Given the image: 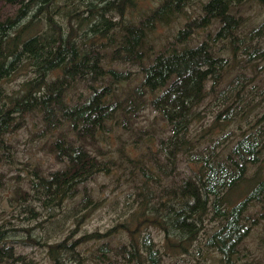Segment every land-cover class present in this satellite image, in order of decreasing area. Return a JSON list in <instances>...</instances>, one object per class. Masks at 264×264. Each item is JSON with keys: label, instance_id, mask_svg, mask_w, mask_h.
Instances as JSON below:
<instances>
[{"label": "trees", "instance_id": "trees-1", "mask_svg": "<svg viewBox=\"0 0 264 264\" xmlns=\"http://www.w3.org/2000/svg\"><path fill=\"white\" fill-rule=\"evenodd\" d=\"M4 1L17 8L0 13V161H14L6 137L34 116L33 135L61 165L34 166L30 191L17 185L10 199L27 221L41 214L36 201L51 228L71 223L62 238L30 244L46 247L50 264H207L213 255L235 264L264 219V18L250 12L264 0H159L141 12L139 0ZM176 20L157 45V27ZM148 109L157 132L156 119L139 123ZM113 170L130 188L127 218L81 233L102 202L89 182ZM2 226L0 264H33L8 240L15 228Z\"/></svg>", "mask_w": 264, "mask_h": 264}, {"label": "rangeland", "instance_id": "rangeland-1", "mask_svg": "<svg viewBox=\"0 0 264 264\" xmlns=\"http://www.w3.org/2000/svg\"><path fill=\"white\" fill-rule=\"evenodd\" d=\"M159 0H139L136 11L141 12L142 9H146L148 6L155 5ZM17 6L11 5L4 0H0V13L1 16L12 15L16 10ZM191 8L188 9V16L194 15L190 12ZM250 12L258 21L264 18V10L258 8L250 9ZM249 12V13H250ZM180 22L186 20V17H180ZM176 21H173L168 26L159 25L153 36L157 45L166 42L170 37V33L176 30L180 26ZM41 26V25H40ZM200 36V35H199ZM120 68H127L131 71L138 72V66L132 65H120ZM20 78H18L19 81ZM17 79L9 83V87L15 86ZM153 119V126L156 132L159 131V127L162 126V122L158 117L155 116V112L151 110L144 111V114L139 118L140 124L148 126ZM40 128L39 121L36 117H29L26 125L16 133H12L6 137L14 145V161L9 163H3L0 161V172L4 174L2 178V185L0 186V224H3V228H15L12 232H9V241L13 242L15 251L27 260H31L33 264H50V260L46 255V247H41V244H30L33 238L36 237L40 242L54 240L62 238L67 230L70 228L71 223L67 221L64 224V230L62 228H51L49 221H47L46 212L41 209L39 202L33 201L36 209L41 211L38 215L37 220L27 221L24 219V214L21 211L20 206L15 202L11 201L14 189L17 185H20L23 189L29 190L27 179L33 177L32 169L34 166H40L43 171L54 170L59 168L61 165L55 161L53 156L47 151V148L42 144V138L35 137L33 134ZM108 140L111 142V148L113 150L119 145V141L115 137V132L108 133ZM127 142L125 148L131 149L130 140L127 135H124ZM103 148L107 147L105 141H99ZM138 152V151H136ZM114 154L117 153L114 151ZM253 166L249 174L255 170ZM113 170L110 174L100 173L93 180L89 182V187L93 193V197L102 201L101 205L90 212L87 220L82 225L80 232H90L94 230L105 231L109 227L113 226L117 221L124 220L127 218L126 215L120 217V210L124 200L127 199L128 191L130 190L128 183L123 181L117 184L115 178L118 171ZM262 174L264 173V168ZM188 172L186 168L183 172ZM244 184L238 188L243 189ZM236 190V191H238ZM30 191V190H29ZM11 198V199H10ZM115 202V203H114ZM259 207H252V211ZM80 232L78 234H80ZM77 234V235H78ZM31 235V236H29ZM154 241L161 247L164 242L163 235L152 230ZM264 236V219L260 221L250 232V234L244 239L240 249V259L235 264H241L246 261L250 264H264V244L262 237ZM22 264V262H19ZM190 264H196L191 262ZM207 264H221L216 255H213L208 259Z\"/></svg>", "mask_w": 264, "mask_h": 264}]
</instances>
